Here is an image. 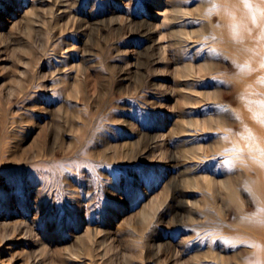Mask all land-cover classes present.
<instances>
[{
  "label": "rangeland",
  "instance_id": "1",
  "mask_svg": "<svg viewBox=\"0 0 264 264\" xmlns=\"http://www.w3.org/2000/svg\"><path fill=\"white\" fill-rule=\"evenodd\" d=\"M222 4L0 0V264H259Z\"/></svg>",
  "mask_w": 264,
  "mask_h": 264
},
{
  "label": "bare ground",
  "instance_id": "2",
  "mask_svg": "<svg viewBox=\"0 0 264 264\" xmlns=\"http://www.w3.org/2000/svg\"><path fill=\"white\" fill-rule=\"evenodd\" d=\"M221 1L224 3L220 11L223 25L218 31L217 45L229 52L236 65L235 75L240 77L239 87L246 89L240 98L246 103L241 120L244 136L237 141L236 148L244 151L241 160H244L246 170L253 172V176L244 181V187L255 196L260 215L240 221L255 235L254 257L259 264H264V0H247V3L244 0ZM187 13L190 14L189 11ZM190 35L195 37L197 32L192 31ZM198 65V72L201 73L207 69L213 71L218 64L209 59V62ZM218 91L215 93L216 100L219 99ZM210 123V119L204 122L203 130L212 129ZM220 146L218 142L215 148L220 149ZM193 178L195 188H199L201 182L208 183L204 176L194 175ZM211 183L218 187L220 196L238 204L229 184L215 180ZM237 209L239 213L243 212L240 204Z\"/></svg>",
  "mask_w": 264,
  "mask_h": 264
},
{
  "label": "snow or ice",
  "instance_id": "3",
  "mask_svg": "<svg viewBox=\"0 0 264 264\" xmlns=\"http://www.w3.org/2000/svg\"><path fill=\"white\" fill-rule=\"evenodd\" d=\"M245 3H247V0H244ZM222 111H225L224 109H222Z\"/></svg>",
  "mask_w": 264,
  "mask_h": 264
}]
</instances>
